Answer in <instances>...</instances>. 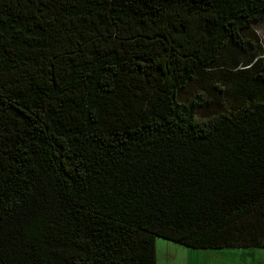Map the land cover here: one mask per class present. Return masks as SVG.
Masks as SVG:
<instances>
[{"label":"trees","instance_id":"1","mask_svg":"<svg viewBox=\"0 0 264 264\" xmlns=\"http://www.w3.org/2000/svg\"><path fill=\"white\" fill-rule=\"evenodd\" d=\"M264 0H0V264L264 248Z\"/></svg>","mask_w":264,"mask_h":264},{"label":"crops","instance_id":"2","mask_svg":"<svg viewBox=\"0 0 264 264\" xmlns=\"http://www.w3.org/2000/svg\"><path fill=\"white\" fill-rule=\"evenodd\" d=\"M169 246V245H163ZM196 257L203 264H264V248H221L218 250L195 249ZM203 256V257H202ZM198 261V260H197ZM195 261V262H197ZM192 264H195L192 262Z\"/></svg>","mask_w":264,"mask_h":264},{"label":"rangeland","instance_id":"3","mask_svg":"<svg viewBox=\"0 0 264 264\" xmlns=\"http://www.w3.org/2000/svg\"><path fill=\"white\" fill-rule=\"evenodd\" d=\"M260 34L264 40V29L260 28ZM169 245L164 246L163 245ZM194 248H188L181 244L165 240L163 238H158L157 240V254L158 263L157 264H203V259L196 257ZM203 257V256H202ZM198 260V261H197ZM197 261V262H195Z\"/></svg>","mask_w":264,"mask_h":264}]
</instances>
